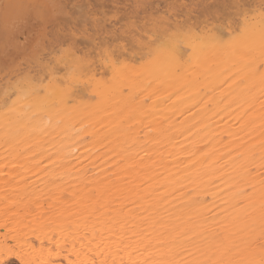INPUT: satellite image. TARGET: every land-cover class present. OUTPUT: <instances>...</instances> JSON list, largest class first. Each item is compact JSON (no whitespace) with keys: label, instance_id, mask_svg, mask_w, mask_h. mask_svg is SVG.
Instances as JSON below:
<instances>
[{"label":"bare ground","instance_id":"obj_1","mask_svg":"<svg viewBox=\"0 0 264 264\" xmlns=\"http://www.w3.org/2000/svg\"><path fill=\"white\" fill-rule=\"evenodd\" d=\"M244 3L229 4L237 15ZM220 4L201 13L219 17ZM262 26L258 31L249 24L251 44L220 55L208 36L187 44L189 64L181 48L163 49L153 70H121L96 90L92 105L76 101L60 83L42 100L40 83L25 86L13 124L0 121V155L7 152L0 168L19 181L58 176L63 184L81 185L85 214L69 264H264V68L257 72L264 61ZM92 44L97 46L94 38ZM254 77L261 89L252 92ZM138 97L147 101L143 111L132 109ZM121 119L136 125L128 129ZM66 209L67 219L74 217ZM21 231L12 240L24 248L44 244L47 234L26 237Z\"/></svg>","mask_w":264,"mask_h":264},{"label":"rangeland","instance_id":"obj_2","mask_svg":"<svg viewBox=\"0 0 264 264\" xmlns=\"http://www.w3.org/2000/svg\"><path fill=\"white\" fill-rule=\"evenodd\" d=\"M216 1L0 0V121L13 124L10 117L17 112L18 99L27 97L26 87L31 85L30 82L40 83L42 86L39 91L41 100L51 88L60 83L63 87H69L70 91L73 90L76 101L81 98L86 104H91L96 98V90L113 83L121 70L131 71L134 67L137 70H153L159 60L157 58L161 56L158 52H163V49L169 51L177 46L179 50L182 49L183 55H190L184 56L189 64L193 54L186 47L189 43L202 41L208 36L213 39V42L212 39L209 42H212L220 55L225 48L234 50L243 43H249L245 34L249 24L258 28V31L262 29L264 0H237L245 2V6L241 7L243 11L240 10L242 13L239 11L237 15L229 4L232 0ZM219 4L223 7L219 6L218 9L221 16L212 18V15L201 13L203 8L209 7L212 10ZM259 21L262 22L261 25ZM165 23L169 24L167 28ZM227 24L232 25V30L226 29ZM214 27L217 29L213 30ZM252 30L256 34V29ZM134 37L136 42L132 39ZM93 38L97 46H92ZM137 42L142 43L140 50ZM261 62L257 65L258 74L264 68V61L262 64ZM228 73L224 72V75ZM263 73L260 75L262 79ZM254 78V82H249L251 86L248 84L252 92L257 88L261 89L255 84L257 77ZM225 83L228 84V81L225 80ZM202 90L200 88V92L204 93ZM145 103L147 101L138 97L132 109L143 111ZM91 105L87 106V110L93 109ZM94 116L95 114L88 115ZM75 119L77 124L85 123L84 119H81L83 123L80 119ZM134 120L121 119V122L130 129L136 125ZM155 124L154 121L150 122V125ZM3 150L4 148L1 151ZM5 153L7 154L6 151ZM1 155L0 159L5 157ZM17 178L19 179L14 174L1 172L0 168V186L9 183L2 189V196L0 195V244L3 245L0 247L3 249L0 250V264H21V261L28 259L34 264L74 262L76 247L79 246L76 237L80 234V223L82 224L85 214L81 185L75 182L74 177L70 179L75 183L67 184H63L58 176H25L22 178L24 181ZM81 200L83 203H80ZM66 208L74 210V217L67 219ZM87 212L90 215L89 209ZM18 228L22 229V234L27 233L26 237L47 234V238L50 233L52 238L48 240L43 236L44 244L37 245V242H33L34 249L31 246L24 248L21 241L20 244L17 240H12L21 231ZM62 231L67 234L61 235ZM5 257L7 260L3 261Z\"/></svg>","mask_w":264,"mask_h":264}]
</instances>
